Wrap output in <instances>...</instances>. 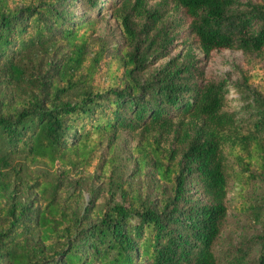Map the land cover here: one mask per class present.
Here are the masks:
<instances>
[{"label":"trees","instance_id":"trees-1","mask_svg":"<svg viewBox=\"0 0 264 264\" xmlns=\"http://www.w3.org/2000/svg\"><path fill=\"white\" fill-rule=\"evenodd\" d=\"M18 1L0 0V72L6 80L24 81L33 56L55 53L60 42L68 48L48 86H40L15 107L0 109V264H264V228L223 258L215 249L231 180L221 145L232 141L245 147L252 142L263 172L264 112L256 132L232 134L235 119L220 111L225 83L198 82V66L178 59L142 80L138 72L147 65L146 50L139 52L133 21L123 8L132 5L157 22V10L144 11L147 0H120V9L118 0H20L21 7ZM172 1L189 17L186 32L153 38L155 49L169 52L172 40L181 36L183 44L191 40L206 55L232 48L264 60V0H249L243 10L236 8L237 0ZM69 6H82L83 13L76 16ZM109 8H115L133 47L122 55L120 75L101 84L95 67L104 54L96 52L85 73L81 70L96 19ZM259 96L264 102V95ZM186 116L196 131L185 150L178 159L175 150L165 161L156 158L155 171L164 186H157L160 200L155 207L129 194L126 203L102 208L89 222L73 205L75 193L68 194V203L58 180L41 173L23 178L32 162L58 163L67 171L89 166L104 135L170 131L175 118ZM241 163V172L251 179L247 162ZM191 182L200 199L192 197ZM241 209L255 222L264 221V194Z\"/></svg>","mask_w":264,"mask_h":264},{"label":"rangeland","instance_id":"rangeland-1","mask_svg":"<svg viewBox=\"0 0 264 264\" xmlns=\"http://www.w3.org/2000/svg\"><path fill=\"white\" fill-rule=\"evenodd\" d=\"M248 1L237 0L236 8L243 10ZM119 3L120 0L115 4L117 9L121 8ZM22 5L23 1L19 0L17 6ZM68 9L76 12V16L83 13L82 6H69ZM123 9L133 21L139 52L146 50L147 65L138 72L142 80L161 69L172 58L198 66V82L225 83V100L220 111L235 119L232 134L247 135L256 132V121L264 112V102L259 96L264 95V60L260 56L232 48L213 50L206 55L197 45L190 43L191 40L183 44L181 36L172 40L169 52L159 51L154 48L156 43L154 41L153 44V38H175L173 36L178 32L184 34L188 26L186 22L189 20L186 12L175 7L172 0H147L144 11L157 10L159 20L156 22L151 16H147L148 12L138 13L132 5ZM115 13V8H109L103 9L98 15L85 51L86 63L81 70L85 73L86 65L92 61L96 52L104 54L103 61L95 67L98 70L95 79L101 84L108 83L115 75H120L118 64L122 61V55L133 47L132 41L130 45L123 34ZM178 22L181 25H177ZM60 43L55 53L47 52L31 58L25 69L24 81L6 80L0 72L1 111L6 106L15 107L40 86H48L51 76L56 77L58 59L68 48L66 44ZM174 120L176 124L170 131L119 130L115 134L104 135L91 155L89 166L67 171V167L58 163L52 167L42 161L32 162L27 164L28 170L23 178L34 179L41 173L47 180H58L61 189L67 194L68 203V194L75 193L76 200L74 202L73 199V205L77 206L79 214L89 222L93 221L95 213L102 208L115 203H126L125 198L129 194L131 198L138 196L143 205L155 207L160 200L157 186H164L159 183L155 171V163L158 161L156 158L165 161L168 152L175 150L178 159L196 131L188 116ZM220 151L225 167L231 172V180L227 182V213L215 244L217 253L223 258L231 247L252 239L264 228V221L255 222L251 214L241 209L251 198L264 194V171L261 172L256 163L252 142L245 147L232 141L224 142ZM242 160L247 162L246 166L252 172L251 179L241 172ZM188 187L192 197L201 198L193 182ZM28 196L33 197L34 191H30Z\"/></svg>","mask_w":264,"mask_h":264}]
</instances>
